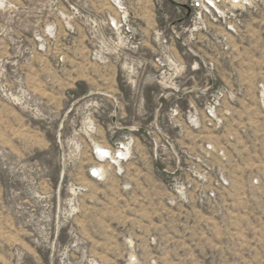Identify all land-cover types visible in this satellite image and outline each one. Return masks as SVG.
I'll return each mask as SVG.
<instances>
[{
  "label": "rangeland",
  "instance_id": "rangeland-1",
  "mask_svg": "<svg viewBox=\"0 0 264 264\" xmlns=\"http://www.w3.org/2000/svg\"><path fill=\"white\" fill-rule=\"evenodd\" d=\"M248 1L207 32L190 0H0V264H264Z\"/></svg>",
  "mask_w": 264,
  "mask_h": 264
},
{
  "label": "built area",
  "instance_id": "built-area-1",
  "mask_svg": "<svg viewBox=\"0 0 264 264\" xmlns=\"http://www.w3.org/2000/svg\"><path fill=\"white\" fill-rule=\"evenodd\" d=\"M248 3V0H190V10L194 11V13L198 15L199 20L202 22V28L207 32L209 31V24L218 23L221 21V19H223V21L227 20L226 22L228 24L226 26L228 30L235 32L237 25L240 23L239 15L241 14V7L247 5ZM205 20H208L209 22H206ZM212 66H214V63L209 62V69L210 67L212 68ZM220 94L222 96V93ZM221 96L219 97L217 94H214L211 101L205 106L206 118L208 119V123L210 125H213L214 122H222V119L219 118L217 113L220 107ZM166 142L170 144V141L167 139ZM123 144H121L120 147L127 149V141H125ZM207 148L209 150L213 149L211 146H207ZM215 152L216 154L224 153L222 150ZM182 154L192 153L183 151ZM206 154H211V151H207Z\"/></svg>",
  "mask_w": 264,
  "mask_h": 264
},
{
  "label": "bare ground",
  "instance_id": "bare-ground-1",
  "mask_svg": "<svg viewBox=\"0 0 264 264\" xmlns=\"http://www.w3.org/2000/svg\"><path fill=\"white\" fill-rule=\"evenodd\" d=\"M105 153H108V151L107 150H103Z\"/></svg>",
  "mask_w": 264,
  "mask_h": 264
}]
</instances>
